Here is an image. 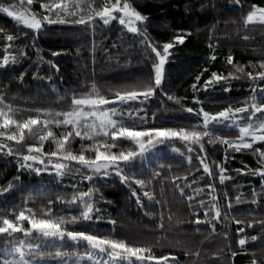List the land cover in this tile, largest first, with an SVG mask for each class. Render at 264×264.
I'll return each mask as SVG.
<instances>
[{
    "label": "trees",
    "instance_id": "obj_1",
    "mask_svg": "<svg viewBox=\"0 0 264 264\" xmlns=\"http://www.w3.org/2000/svg\"><path fill=\"white\" fill-rule=\"evenodd\" d=\"M58 2L33 0L30 11L40 17L49 15L41 8V3ZM88 2L82 0L81 6L86 8ZM129 2L147 17L138 22L139 33L131 32L118 19L105 24L99 17L94 23L85 25L48 24L45 21L37 31L0 10V95L5 103L13 106L16 118L36 115L38 109H49L53 113L68 111L73 96L79 98L89 94L93 84L101 95L112 101L116 92L134 90L127 85L151 81L152 65L158 58L147 46L145 37L161 49L165 42L173 44L165 65L166 78L156 94L144 103L137 100L109 105L124 112V126L190 127L201 124L202 117L187 112L188 107L197 110L203 107L215 113L228 106L235 108L250 103L253 88L257 90L258 98L264 95L260 92L264 80L253 82L246 76L247 71L260 70L253 68L250 62L264 58V24L245 23L247 13L253 10L251 6H264V0ZM92 3L99 9L105 0H92ZM0 5L29 8L26 0H0ZM56 11L55 8L51 10L53 20L58 19ZM7 35H12L14 40L7 41ZM177 35L185 36L183 43L174 39ZM6 49L10 62L3 65ZM12 54H15V62L11 60ZM229 55L233 56L232 64L227 61ZM237 65L245 68V73L237 74L239 78L220 82L213 78L205 88L204 82L213 72L227 76ZM193 84L197 86L195 89ZM194 96L200 103L194 102ZM137 109L141 111L137 112ZM129 110L135 113V117L128 115ZM52 130L59 135L70 130V126H53ZM211 131L213 137H228L230 141L239 135L238 128L230 126V122L217 124ZM26 139L30 143H40L38 135ZM208 139L204 140L206 162L216 175L204 173L197 158L199 146H191L194 150L189 152L190 145L183 142L172 145V151L163 146L142 159L138 158L124 170L123 174L129 177L127 182L116 172L101 178L75 161L70 162L64 175L46 170L37 173L35 167L21 168L24 161L15 153L0 152V215L14 218V214L27 209L42 215L51 208L55 216H78L82 205L71 203L73 196L92 189L91 200L99 209L94 216L98 215L100 219H94L90 224L69 225V230H95L97 234L114 235L134 244H151L156 256L172 254L169 264H250L253 259L264 264V225L260 223L264 221V177L251 171L264 165L259 163L258 155H254L251 149L237 152L219 140L209 143ZM8 143L14 149L19 148L22 155L27 153L26 144ZM91 143L94 142L76 137L71 141V150L78 153L82 144ZM106 143L111 144L112 140L109 138ZM255 146H261V142ZM134 147L131 142L123 140L112 150ZM54 150V141L44 142L43 151ZM84 151L89 156L95 154L94 149ZM189 155L193 157L191 161ZM218 163L227 169L223 183L219 179ZM242 168L245 170L237 171ZM88 176L92 177L91 180L86 178ZM173 176L178 177V181H173ZM135 179H144L145 187L137 185ZM209 183L215 185L214 192L206 187ZM9 184L12 185L10 189ZM177 185L184 187V194ZM195 189L203 191L194 192ZM145 190L154 193L153 198L144 196ZM210 192L218 197L222 209L219 220H214ZM188 196L193 197L191 206ZM229 199L231 208H226ZM201 200L211 211L208 217L199 207ZM197 215L201 220L199 224L196 223ZM112 220L116 221L115 225L110 223ZM253 221L256 223L249 227ZM25 226H28L27 222ZM238 228H244V233L237 232ZM242 236L246 240L244 245L239 244ZM253 236L257 239L252 240ZM15 238L24 237L17 234ZM7 239L6 235H0V253ZM61 243L72 251L73 242L67 238L48 243L44 250L54 252ZM85 250L86 243L81 242L79 251L84 253Z\"/></svg>",
    "mask_w": 264,
    "mask_h": 264
},
{
    "label": "snow or ice",
    "instance_id": "obj_2",
    "mask_svg": "<svg viewBox=\"0 0 264 264\" xmlns=\"http://www.w3.org/2000/svg\"><path fill=\"white\" fill-rule=\"evenodd\" d=\"M29 8H23V5L16 7L15 5H0V10L7 13L8 16L15 19L24 26L40 30L43 23H69V24H92L95 18L99 17L105 24L112 19H118L119 23L126 25L133 33H139L140 29L136 26L137 22H142L147 19L140 11H138L129 0H112L108 2L105 0L104 5L97 9L92 0H89L87 7H82V0H59L58 3H41V8L48 11L49 15H43L30 11V6L33 0H26ZM253 10L247 13L245 23L260 22L264 24V6H251ZM57 9L55 15L57 20L50 18L51 10ZM68 16L65 19L64 16ZM7 41L14 40L12 35L6 36ZM174 39L183 43L184 35H177ZM147 46L151 52L155 53L158 58L157 62L152 65L153 79L143 84H132L126 87H131V91H118L112 101L105 98L99 93L95 84L92 85V92L85 96L77 98L73 96L71 101V108L68 111L53 113L49 109H38L36 115H28L24 119L16 118V112L11 104L5 103L3 95H0V151L7 150L9 154L15 153L18 157L22 155L19 148L14 149L8 142L14 141L19 146L22 143L27 146V153L22 155L24 163L20 165L21 168L32 169L36 162L44 165V168L36 167L35 171L40 173L47 170L48 165H52L59 175H64L69 170L70 162H77L79 166L91 170L95 173H102L107 176L110 172L115 171L121 176V179L127 182L129 177L125 176L124 170L134 163L138 158L142 159L150 149L155 148L165 141H175L179 139L185 144L190 145L189 152L194 149L191 146H199L200 153L197 154L199 163L203 167L204 173L208 175H216L210 164L206 162L207 153L205 151V138H209V143H215L219 140L227 145V148L233 149L237 152L242 150H253L254 155H258L259 163L264 165V95L259 98L256 95V89H251L253 95L250 98V103L246 102L241 107L228 106L215 113L206 111L203 107L198 110L188 107L186 109L189 113H195L196 116L202 117V123L192 125L190 127H128L124 126V112L115 107H109L111 103L118 102L120 104L137 101L144 103L156 94V90L161 87L166 78V62L169 58V50L173 48V44L165 42L162 49L151 39L145 37ZM59 55V53H53ZM213 59L215 57H212ZM12 62H15V54L11 56ZM229 64L233 63V56L227 57ZM10 62V56L7 53L2 58V64L7 65ZM51 63V62H49ZM253 68H259L257 71H247L246 76L253 82L264 80V58L255 62H250ZM245 73L243 65H237L235 71H231L227 76L218 75L213 72L209 80L204 82L205 88L215 79L220 82L228 78H239L237 74ZM197 81L200 77L197 76ZM195 89L197 86L193 84ZM141 89L137 91L135 89ZM230 91V89H225ZM264 93V88L260 89ZM94 93V94H93ZM142 98V99H141ZM173 99V97H169ZM194 102L200 103L198 97H193ZM137 112L141 109H137ZM129 116L135 117V113L131 110L128 112ZM156 114L153 113V119ZM49 117V118H44ZM59 117H63L60 119ZM120 117V119H117ZM141 120L146 117H139ZM247 120V123H245ZM230 122V126L237 127L239 131L238 137L230 141L228 137L216 136L213 137L211 129L217 124H224ZM53 126H70V130L56 135ZM40 141L39 144L30 143L26 137H36ZM76 137H80L83 141L87 138L94 143L82 144V150L78 153L71 150V141ZM112 143H106L108 139ZM52 140L55 143L56 150L43 151V144L45 141ZM123 140L131 142L135 147L125 150L114 151V145ZM257 142H261V146H255ZM103 147V151L101 150ZM84 149H94V156L85 154ZM179 151V149H176ZM192 155L188 156V160H192ZM228 159L225 154V161ZM56 160L57 162L53 163ZM31 162V163H30ZM219 168V179L221 183L226 179L225 173L227 169L222 164H217ZM245 169H238L237 171H244ZM254 174H259L264 177V167H257L251 169ZM160 175V173H156ZM91 180V176L86 177ZM178 177L173 176V181H178ZM187 179V177H185ZM135 183L141 188L145 187L144 179H135ZM12 187L9 184L8 188ZM181 194H184V187L177 185ZM208 189L215 191V185L209 183L206 186ZM203 189H195L194 192H201ZM135 194V193H134ZM255 194V193H254ZM93 190L81 191L78 195H74L71 203L79 202L82 207L79 215H73L70 218L64 216H55L52 214V209L49 208L47 212L42 215H37L32 209L21 210L18 214H14V218L8 215H0V235L9 237L3 245V252L0 253V264H169V256L154 255V246L151 244H134L126 239L117 238L114 235L97 234L95 230H69L68 226H76L78 224H90L94 219L99 220V209L95 205V201L91 200ZM144 196L153 198L154 193L147 190L143 193ZM227 197V192L224 193ZM211 209L214 210V220L222 218V209L218 204V197L209 193ZM239 198V197H238ZM190 206L193 199L192 196L187 197ZM139 202V196H137ZM51 204V202H49ZM199 207L203 209L205 217L211 214L209 207L205 206V201L199 202ZM231 208V201L225 206ZM27 222L28 226H25ZM207 222V221H206ZM115 225L116 221H110ZM196 223H201L200 217L197 215ZM240 223L239 220L236 221ZM256 222H250L249 227ZM264 225V221L260 222ZM163 227V225H161ZM213 230L215 223H212ZM237 232L244 233V228H238ZM17 234H23V239L17 240ZM227 236V232H225ZM69 239L73 242L72 251H68L63 243H61L54 252H47L44 249L48 247L47 241L58 240L64 241ZM256 240L257 237H251ZM36 240L38 242H33ZM42 241V242H40ZM81 242L86 243V250L84 253L79 251ZM246 243L245 238L239 240L240 245ZM187 254V253H186ZM106 255L107 259H103ZM47 257H52L49 260ZM175 259V257H173ZM250 264H258L253 259Z\"/></svg>",
    "mask_w": 264,
    "mask_h": 264
},
{
    "label": "rangeland",
    "instance_id": "obj_3",
    "mask_svg": "<svg viewBox=\"0 0 264 264\" xmlns=\"http://www.w3.org/2000/svg\"><path fill=\"white\" fill-rule=\"evenodd\" d=\"M69 2L71 3L72 0H69ZM23 8H27V7H23ZM61 15L64 16L65 19L68 18V16L64 15L63 13H61ZM256 22H258V21H256ZM125 26H126V25H125ZM136 26L138 27V22H137V25H136ZM126 27H127V26H126ZM127 28H128V27H127ZM176 143H178V144H179V143H183V141H181V140H179V139H176L175 141H172V142L165 141L163 144H159V145H157L155 148L150 149L149 152H152V153H153L154 150H159V149H161L163 146H165L164 148H166L167 150L172 151V148H171V147H172V145H175ZM173 149H175V147H174ZM0 152L8 153L7 150L0 151ZM149 152L145 154V157H146L147 155L150 154ZM19 158H20L21 160H23V159H22V156L19 157ZM55 162H57V161L54 160L53 163H55ZM30 163H31V162H30ZM34 167H35V168H36V167L44 168L45 166H44V165H41L39 162H36V163L34 164ZM46 171H48V172H56L55 168H54L52 165H48ZM90 171H91V170H90ZM113 172H115V171H113ZM113 172H110V174L113 173ZM92 173H95V172H92ZM95 174L98 175V176L101 177V178H105V177H106V176L103 175L102 173H95ZM52 241H54V240H49V241H47V243H50V242H52ZM33 242H38V241L33 240ZM40 242H42V241H40ZM103 259L106 260V259H107V256L104 255V256H103ZM169 263H170V261H169ZM153 264H155V261L153 262Z\"/></svg>",
    "mask_w": 264,
    "mask_h": 264
}]
</instances>
